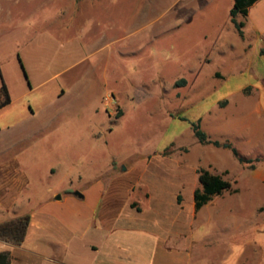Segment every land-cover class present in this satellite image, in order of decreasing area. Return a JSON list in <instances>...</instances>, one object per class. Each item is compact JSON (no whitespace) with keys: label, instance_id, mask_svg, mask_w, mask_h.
<instances>
[{"label":"rangeland","instance_id":"obj_1","mask_svg":"<svg viewBox=\"0 0 264 264\" xmlns=\"http://www.w3.org/2000/svg\"><path fill=\"white\" fill-rule=\"evenodd\" d=\"M233 6L234 0H0V90L4 82L12 98L0 110V130L40 125L56 114L54 129H38L31 139L42 144L25 154L33 180V199L22 205L31 218L25 248L35 251L39 239L60 230L43 232L33 217L46 193L79 191L85 177L108 176L112 162L116 174L126 175L131 163L159 154L187 164L179 169L222 175L240 190L214 197L200 226L251 227L255 207L264 204V0L237 18L243 36L231 22ZM93 78L97 85L84 98H59L63 90L82 92ZM199 121L219 147L196 139ZM235 149L251 164L240 163ZM48 159L75 162L83 180L62 173L40 180L35 167ZM233 246L204 252L220 264Z\"/></svg>","mask_w":264,"mask_h":264},{"label":"crops","instance_id":"obj_2","mask_svg":"<svg viewBox=\"0 0 264 264\" xmlns=\"http://www.w3.org/2000/svg\"><path fill=\"white\" fill-rule=\"evenodd\" d=\"M93 79L82 92L63 90L59 98H84L97 85ZM31 113L36 115L33 109ZM55 116L52 113L40 125L27 123L0 130V134L9 131L0 141V223L27 215L22 205L33 199L28 192L33 180L25 154L28 148L42 144L31 139L38 129H54L50 124ZM73 155L67 154L68 159ZM69 164L48 159L34 171L40 180L55 179L62 173L68 180L82 181L75 162ZM180 164L185 162L159 154L131 163L123 170L127 174L120 176L112 162L108 176L85 177L86 186L79 191L46 193L38 200L33 217L43 232L53 226L60 230L54 237L39 239L35 251L25 248L26 241L21 246L0 241V253L8 254V264H211L205 250L234 242L237 246L225 249L227 256L220 264H264V204L255 207L251 227L243 232L200 226L206 206L199 211L195 207L194 194L202 188L199 169L182 170ZM89 181L93 184L87 186ZM185 198L190 204L187 210Z\"/></svg>","mask_w":264,"mask_h":264},{"label":"trees","instance_id":"obj_3","mask_svg":"<svg viewBox=\"0 0 264 264\" xmlns=\"http://www.w3.org/2000/svg\"><path fill=\"white\" fill-rule=\"evenodd\" d=\"M260 0H234V6L231 10V22L234 27L237 29L240 36H243L242 28L244 27L243 22H237V18L242 16L247 18L249 15L250 8L258 3ZM186 80L175 84V86H180V84H185ZM12 101L9 89L7 85L2 82L1 90H0V110L9 105ZM201 126V121L193 124V132L196 139L205 145H214L216 147L220 146L219 141H212L208 138V135L205 131H203ZM234 156L239 160L240 163H250L251 160H248L241 156L237 149L233 150ZM252 170L255 169L254 165H250ZM199 182L202 188L196 191L194 194L195 198V207L196 210L199 211L204 206H207L215 196H219L224 194V192H234L237 193L238 189H233V185L228 179L223 178L222 175L212 174L207 169H199L198 172ZM179 202H181V198L179 197ZM31 223L30 216L24 215L20 217H16L12 220H8L0 223V241H6L9 244L15 246H21L26 240L27 232L29 230ZM9 257L7 253H0V264H8Z\"/></svg>","mask_w":264,"mask_h":264},{"label":"built area","instance_id":"obj_4","mask_svg":"<svg viewBox=\"0 0 264 264\" xmlns=\"http://www.w3.org/2000/svg\"><path fill=\"white\" fill-rule=\"evenodd\" d=\"M112 100L114 101V98L112 97Z\"/></svg>","mask_w":264,"mask_h":264},{"label":"bare ground","instance_id":"obj_5","mask_svg":"<svg viewBox=\"0 0 264 264\" xmlns=\"http://www.w3.org/2000/svg\"><path fill=\"white\" fill-rule=\"evenodd\" d=\"M142 7V6H141ZM139 21V20H138Z\"/></svg>","mask_w":264,"mask_h":264},{"label":"water","instance_id":"obj_6","mask_svg":"<svg viewBox=\"0 0 264 264\" xmlns=\"http://www.w3.org/2000/svg\"><path fill=\"white\" fill-rule=\"evenodd\" d=\"M79 195V194H78ZM60 198V197H59Z\"/></svg>","mask_w":264,"mask_h":264}]
</instances>
